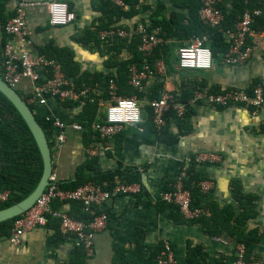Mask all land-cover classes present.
Listing matches in <instances>:
<instances>
[{
    "label": "crops",
    "instance_id": "crops-1",
    "mask_svg": "<svg viewBox=\"0 0 264 264\" xmlns=\"http://www.w3.org/2000/svg\"><path fill=\"white\" fill-rule=\"evenodd\" d=\"M35 1L65 2L75 13L76 20L67 26H51L45 7L32 8L27 16L31 43L11 38L0 23V46L12 40L17 53L26 50L33 57L44 56L41 50L48 45L70 49L81 66V73L104 75L103 81L94 86L103 95L109 75L117 70L108 65L112 53L105 45H85L79 40L100 24L104 12L99 0ZM233 3L234 0H221L219 5L222 10L230 11ZM16 4L17 0H9L7 7L14 13ZM140 8V14L124 18L118 24L130 29L144 23L155 27L156 22H168L176 13L187 14V9L177 8L171 0H140ZM124 9L129 12L130 6ZM189 40L184 41V45ZM174 42L168 39L165 45ZM250 44L253 55L246 65L228 67L214 61L212 70L196 74L205 75L206 81L203 82L207 91L249 89L256 81L264 85V32L253 31ZM130 56L129 52L123 54L124 58ZM173 69L175 72L178 70L176 65ZM38 72L42 76L47 73L43 67L38 68ZM161 82L162 90L180 92L182 89L176 73L168 74L166 71L165 76L149 80L144 91L151 92ZM17 91L32 100L30 80L22 79ZM138 100L143 107L148 105V98ZM30 103L34 105L35 112L58 116L68 123L76 121L82 110V106L67 104L54 96H49L44 103L36 100ZM100 103L103 115L110 100L101 98ZM190 108L182 119L170 118L164 133L143 136L136 128H126L112 139H95L98 152L92 157L97 159L100 170L114 171L118 167L121 170L136 169L141 174L145 193L141 196L113 195L100 206L99 210L109 216V223L104 231L95 236L94 253L87 257V264H119L115 261V246L133 250L131 237L136 231L142 234L146 258L166 242L172 247L176 264H191L188 261L189 246L201 247L213 264L217 260L225 261L233 255L237 256L241 244H235L225 236H210L200 223H176L171 219V208L161 201V193L187 166L193 168L188 178L192 185L205 179L213 183L212 190L203 195L205 206L211 203L220 208L231 206L238 215L242 211L241 201L238 200L241 195L256 198L257 215L248 221L247 231H258L259 242L252 256L264 262V114L254 115L242 107L217 108L206 104H195ZM84 134L69 129L68 140L60 148L53 134L54 173L60 182L75 180L77 169L90 156L87 153L90 144ZM202 152L217 153L221 161L189 164L191 158ZM70 207L71 204L63 205L62 209L68 211ZM79 248L74 236L62 234L55 223H50L25 233L18 245L0 238V264H72Z\"/></svg>",
    "mask_w": 264,
    "mask_h": 264
},
{
    "label": "built area",
    "instance_id": "built-area-1",
    "mask_svg": "<svg viewBox=\"0 0 264 264\" xmlns=\"http://www.w3.org/2000/svg\"><path fill=\"white\" fill-rule=\"evenodd\" d=\"M251 0H245L247 4ZM264 1V0H263ZM116 4L126 8L123 0H115ZM198 17L200 21L212 28H220L225 15L219 8L221 0H199ZM45 7L48 13L49 24L55 27L67 26L76 20L75 13L70 10L65 2L59 1H35L17 0L14 15L4 25V31L11 38L19 39L30 44L31 33L28 28V11L36 7ZM262 14V10H246L241 20L236 24L234 32H227L229 52L224 56L222 64L228 67H239L246 65L252 58L253 47L249 43L253 34L252 25L255 18ZM141 35L140 51L145 56L152 55L156 47L163 43L160 36V28L150 31L147 26L139 28ZM130 33L126 30H108L101 33L103 41L111 37L127 38ZM207 36L192 37L187 45L176 50V67L180 71L207 72L214 67V56L209 47H206ZM3 80L12 88L17 89L22 79L31 82L32 96L29 102L38 101L44 103L49 96H54L62 101H74L85 103L87 100L96 101L100 93L95 87L78 89L62 68V65L54 59L46 56L33 57L28 51L17 53L12 40H9L3 49ZM43 67L47 71L40 75L38 68ZM166 74L164 62L160 59L154 63L145 62L142 66L133 65L130 69L129 85L135 91H144L145 84L155 78ZM110 103L100 119L96 120L90 130L96 134L99 141L109 140L116 137L126 128H136L143 131L144 110L137 96L125 97L119 94V86L115 79H110L107 84ZM195 104H206L213 107H242L254 115L264 114V89L262 86L249 89L231 88L222 92L194 91L193 96L186 102L178 99V94L171 91H159V97L148 102L152 111V122L156 130L160 132L165 126V115L172 111L177 118L186 114L188 106ZM83 107V106H82ZM53 121V134L57 139L58 148L68 140L69 129L85 132L86 128L82 122L74 121L68 123L58 116L47 115ZM264 122V119H263ZM98 143L93 142L88 148L89 157L98 152ZM221 161V156L214 152H202L196 154L189 160V164H215ZM190 176L189 167H183L173 182L169 184L170 189L161 193L160 199L168 204L179 208L182 215L188 220H197L206 214L200 208H193L192 193L187 188ZM58 178L55 173L49 179V185L35 204L25 213L18 216L14 221L9 240L13 245L21 242L24 234L38 227H46L55 223L59 231L64 235H72L76 238L78 245L84 251L86 257L94 253L95 236L104 231L109 223V216L99 210L100 206L113 195L140 194L143 190L141 183H127L116 178L111 189H106L93 182L86 183L75 189H62L59 187ZM199 190L205 194L212 190L213 183L210 180H201ZM8 190L0 188V203L9 198ZM67 205L72 202H80L84 211L92 218L89 222L71 217L65 209H55V203ZM238 259L233 264H264L262 260H245V247L239 245ZM159 264H176L175 255L169 242L164 243V250L159 257Z\"/></svg>",
    "mask_w": 264,
    "mask_h": 264
},
{
    "label": "trees",
    "instance_id": "trees-1",
    "mask_svg": "<svg viewBox=\"0 0 264 264\" xmlns=\"http://www.w3.org/2000/svg\"><path fill=\"white\" fill-rule=\"evenodd\" d=\"M9 0H0V23L4 26L6 22L14 15L7 7ZM130 6V11H125L124 8L117 5L115 0H99L102 5L104 16L101 18L100 24L96 30H90L79 40L85 45L92 43L97 46L105 45L108 52L112 53L108 61V65L116 67V72L109 75L110 79H115L119 86V94L125 97H132L136 95L139 99L148 98V101L159 97V91H162V82L154 88L151 92L135 91L129 85L130 69L137 64L142 66L146 61L154 63L157 60H162L165 64L168 74L174 72V65H176L175 49L184 45V41L189 40L195 36L206 35V47H209L214 56V60L222 63L224 56L229 52L230 44L227 41V32H234L236 24L241 20L243 13L246 10H262V14L255 18L252 25V30L257 33L264 32V1L251 0L245 4V0H234L233 8L230 11L222 10L225 15V21L220 28L212 29L204 25L198 17V9L200 7L199 0H171L172 3L179 9H187V14H174V17L168 22H156L157 26H151L147 23L139 24L130 29L128 26L119 25L118 23L124 18H132L140 14L141 8L140 0H123ZM219 8L222 9L219 5ZM141 25L147 26L150 31L160 28V36L163 38V43H160L153 51L152 55L145 56L140 51L141 35L139 28ZM126 30L130 33L127 38L111 37L106 41L101 39V33L108 30ZM168 39H173L175 42L165 45ZM250 43V40H249ZM5 44L0 46V75L3 72V49ZM125 52L131 53L129 58H124ZM41 53L49 59H54L59 62L64 68L67 76L74 81L78 89L89 86H96L103 81L104 75L91 74L89 72L81 73V66L75 60V53L70 49H58L52 45H48L41 50ZM193 72L195 71H182ZM191 81L186 86L182 87L178 94V99L181 102H186L193 96L194 91H198L201 87L206 90V83L198 84V81ZM264 85L261 82H254L249 91L253 87ZM213 93L222 92L219 89L209 90ZM20 93V92H19ZM21 94V93H20ZM21 96L28 101L27 96ZM101 98L109 99L108 91L103 95H98L96 101L87 100L85 103L66 101L67 104H75L76 106H83L82 110L76 116V121L82 122L86 128L84 138L88 145L93 143L97 138L96 134L90 130L92 124L100 119ZM31 108L35 111V107L29 102ZM191 106H188L186 114L189 112ZM222 108V107H217ZM144 121L142 124L143 136L157 135L164 133L165 127L170 118L174 120L182 119L175 117L172 111L165 115V126L158 132L152 122V111L147 105L143 107ZM36 118L41 126L44 127L48 138L53 147V121L47 118V115H42L35 112ZM146 138V137H145ZM189 168V173L192 172ZM44 172V161L42 153L38 144L36 143L30 129L25 120L14 104L8 97L0 91V188L1 190L9 191V198L6 202L0 203V210L19 203L27 198L38 186ZM76 178L72 181L60 182L59 187L62 189H75L81 185L89 182L101 185L106 189H111L116 178L127 183H141L143 190L136 196H141L145 193V188L141 180V174L136 169L121 170L119 167L114 171L103 172L100 170L97 159L88 157L86 162L82 164L76 172ZM200 182V181H198ZM192 185L187 182V188L192 193L193 208H200L206 211V214L197 220L186 219L179 208L175 205L168 204L164 201L167 207L171 208V219L176 223L195 222L200 223L206 232L213 237L225 236L227 239L233 240L235 244H242L245 247L244 258L247 261L253 260L252 252L254 247L259 242V234L257 230L247 231V223L250 219L257 215L255 197L248 195L243 196L238 200L241 201L242 211L235 215L234 208L226 206L220 208L216 203H211L207 206L203 204V193L199 190V183ZM198 183V185H197ZM170 189L169 184L165 186L164 191ZM71 207L68 213L71 217L89 222L92 218L84 211L83 205L80 202L70 203ZM55 209L63 207L60 203L53 205ZM18 218V217H17ZM10 219L0 223V238L9 239L14 221L17 219ZM131 242L134 243L133 250H125L119 246H115V261L119 264H159V257L164 250V245L160 246L157 252L151 257L144 256V240L142 234L137 231L132 235ZM79 252L75 254L72 264H87V257L84 251L79 248ZM238 259L237 256L226 258L225 261L217 260L216 264H233ZM188 261L191 264H213L208 260V254L203 251L201 247L188 248Z\"/></svg>",
    "mask_w": 264,
    "mask_h": 264
},
{
    "label": "water",
    "instance_id": "water-1",
    "mask_svg": "<svg viewBox=\"0 0 264 264\" xmlns=\"http://www.w3.org/2000/svg\"><path fill=\"white\" fill-rule=\"evenodd\" d=\"M0 91L14 104L22 115L28 128L30 129L36 143L42 153L44 161V172L37 188L24 200L15 203L12 206L0 210V223L17 218L29 210L42 195L49 185V179L54 173V152L51 142L43 126L38 122L35 111L31 108L28 101L25 100L17 89L10 87L0 75Z\"/></svg>",
    "mask_w": 264,
    "mask_h": 264
},
{
    "label": "rangeland",
    "instance_id": "rangeland-1",
    "mask_svg": "<svg viewBox=\"0 0 264 264\" xmlns=\"http://www.w3.org/2000/svg\"><path fill=\"white\" fill-rule=\"evenodd\" d=\"M173 73H176V75L178 76V81H179V84H180L181 88L184 87V86H186L191 81H193V82L198 81V84L199 85L202 84L203 81H206L205 75L196 76V74L193 73V72L192 73L191 72H182L180 70H177L176 72L174 71ZM199 88H200L199 89L200 91H203L204 90L201 87H199ZM105 109H106V107H105Z\"/></svg>",
    "mask_w": 264,
    "mask_h": 264
}]
</instances>
